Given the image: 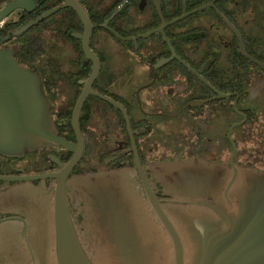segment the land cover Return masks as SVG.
<instances>
[{
  "label": "flooded vegetation",
  "instance_id": "obj_1",
  "mask_svg": "<svg viewBox=\"0 0 264 264\" xmlns=\"http://www.w3.org/2000/svg\"><path fill=\"white\" fill-rule=\"evenodd\" d=\"M74 2L87 13V26L66 0H34L31 11L15 9L3 25L21 27L56 10L22 35L5 36L3 46H17L16 57L28 51L25 67L41 74L59 134L75 143L72 111L94 66L81 35L99 61L80 115L82 155L65 181L86 248L93 245L90 218L84 201L71 196V184L85 174L125 172L160 225L146 184L162 207L172 197L165 175L153 172L156 164L203 161L264 173V0ZM73 155L55 145L21 157L0 154V175L12 177L0 178V264L30 252L37 218L28 208L43 213L52 206L57 178L24 176L56 173Z\"/></svg>",
  "mask_w": 264,
  "mask_h": 264
},
{
  "label": "water",
  "instance_id": "obj_2",
  "mask_svg": "<svg viewBox=\"0 0 264 264\" xmlns=\"http://www.w3.org/2000/svg\"><path fill=\"white\" fill-rule=\"evenodd\" d=\"M66 5L74 6L87 26L89 18L82 6L74 0H66ZM34 6V0L9 1L0 9V21L15 9L31 11ZM55 10L24 23L15 35H22ZM81 37L94 66L83 80L85 87L72 111L76 143L59 134L41 74L18 62L17 46L0 47V154L21 157L54 145L74 152L67 163H59L56 173L24 176L55 177L57 183L50 209L41 213L36 207L28 208L37 218L33 235L27 237L32 243L30 252L15 254L10 264H264V173L203 161L155 165L153 172L165 175L166 194L172 197L164 208L146 184L160 225L145 209L125 172L88 173L75 179L72 200L84 201L93 234V245H83L66 198L65 181L82 155L80 115L99 61L91 55L87 35ZM126 123L143 175L130 120Z\"/></svg>",
  "mask_w": 264,
  "mask_h": 264
},
{
  "label": "trees",
  "instance_id": "obj_3",
  "mask_svg": "<svg viewBox=\"0 0 264 264\" xmlns=\"http://www.w3.org/2000/svg\"><path fill=\"white\" fill-rule=\"evenodd\" d=\"M6 1L8 0H0V7L3 5ZM38 13V10H37ZM36 13V14H37ZM35 16L33 14L31 17ZM21 23H13V22H6L3 27H0V46H3V44L8 40V37L4 38L5 36L12 34L15 36V31L19 28ZM30 54H28V51H23V48L21 49V52L19 55L17 54V60L19 63L25 66L26 61L28 62L29 60H25L26 57H28ZM69 127H71L70 124H68Z\"/></svg>",
  "mask_w": 264,
  "mask_h": 264
},
{
  "label": "built area",
  "instance_id": "obj_4",
  "mask_svg": "<svg viewBox=\"0 0 264 264\" xmlns=\"http://www.w3.org/2000/svg\"><path fill=\"white\" fill-rule=\"evenodd\" d=\"M4 21H5V20H2V21H0V26H2V25H3Z\"/></svg>",
  "mask_w": 264,
  "mask_h": 264
}]
</instances>
